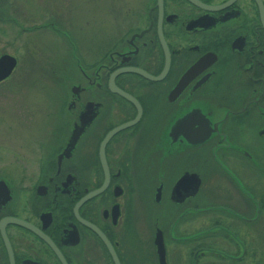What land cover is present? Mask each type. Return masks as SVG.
<instances>
[{
    "label": "flooded vegetation",
    "instance_id": "flooded-vegetation-1",
    "mask_svg": "<svg viewBox=\"0 0 264 264\" xmlns=\"http://www.w3.org/2000/svg\"><path fill=\"white\" fill-rule=\"evenodd\" d=\"M37 26L60 109L0 156V264H264V0H143L92 57Z\"/></svg>",
    "mask_w": 264,
    "mask_h": 264
},
{
    "label": "rangeland",
    "instance_id": "rangeland-1",
    "mask_svg": "<svg viewBox=\"0 0 264 264\" xmlns=\"http://www.w3.org/2000/svg\"><path fill=\"white\" fill-rule=\"evenodd\" d=\"M142 1L0 0V55L9 54L16 60L11 73L0 80V156L3 157L5 144L16 146L22 131L32 128L31 124H20L22 115L34 112L39 115L40 111L43 116L60 109L61 91L57 79L65 52L56 36L37 25L55 15L61 16L82 43V51L87 50L85 56L92 57L90 48L100 39L97 33L92 34L93 29L103 24L105 39H108L115 30L124 29L131 10H140ZM84 21H89L91 32L86 31L88 25ZM72 39L75 40L70 38V45ZM140 249L143 251L144 247ZM256 257L257 253L250 261Z\"/></svg>",
    "mask_w": 264,
    "mask_h": 264
},
{
    "label": "water",
    "instance_id": "water-1",
    "mask_svg": "<svg viewBox=\"0 0 264 264\" xmlns=\"http://www.w3.org/2000/svg\"><path fill=\"white\" fill-rule=\"evenodd\" d=\"M16 63V60L13 56L9 55V54H2L0 55V80L5 79L12 71V69L14 68ZM120 94H123L125 96L124 93L118 91ZM127 97V96H126ZM135 120L130 121L126 124H123L122 126H118L117 128L112 129L111 131H109L106 136L105 139L108 138V136H110L113 132H115L117 129L123 127V126H127L130 125L132 123H134ZM104 139V140H105ZM160 261V258H159Z\"/></svg>",
    "mask_w": 264,
    "mask_h": 264
}]
</instances>
